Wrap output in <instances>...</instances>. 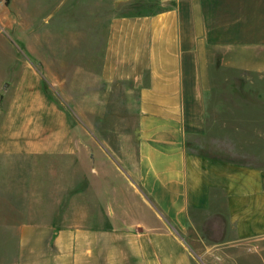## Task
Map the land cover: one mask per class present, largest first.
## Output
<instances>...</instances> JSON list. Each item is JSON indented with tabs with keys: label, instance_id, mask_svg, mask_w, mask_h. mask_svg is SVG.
<instances>
[{
	"label": "crops",
	"instance_id": "obj_1",
	"mask_svg": "<svg viewBox=\"0 0 264 264\" xmlns=\"http://www.w3.org/2000/svg\"><path fill=\"white\" fill-rule=\"evenodd\" d=\"M89 3L81 26L102 50L97 97L134 99L123 112L135 119L136 174L117 171L114 155L92 159L39 70L15 60L0 83V264H193L184 235L218 185L242 195L236 224L250 240L264 171L243 166L248 184L229 190L214 169L264 162V88L249 85L264 80V0L71 1ZM6 23H16L8 11Z\"/></svg>",
	"mask_w": 264,
	"mask_h": 264
},
{
	"label": "rangeland",
	"instance_id": "obj_2",
	"mask_svg": "<svg viewBox=\"0 0 264 264\" xmlns=\"http://www.w3.org/2000/svg\"><path fill=\"white\" fill-rule=\"evenodd\" d=\"M71 1L14 0L7 5L6 1L0 0V83L6 78H14L19 68L15 60L31 62L40 72L46 93L60 108L64 107L66 120L73 124L74 139H89L87 147L92 159L94 149L104 155H114L117 171L133 178L137 148L134 131L129 128L134 127L135 119L133 113L123 112V102H127L129 109L133 107L134 99L129 92L127 98H121L122 104L97 97L95 79L100 70L102 50L97 43L85 44L86 39L83 43L81 25L84 20L80 14L81 11H91L90 3L89 7L84 5L81 9L80 6L73 7ZM69 8L75 15L66 22L60 16ZM6 10L16 22L13 26H7ZM49 10L58 16L57 21H42V16ZM101 33L98 37L97 34L91 36L98 41ZM249 85L251 88H264V80ZM98 138L109 145L98 146ZM250 164L264 171V162L217 163L214 170L223 175L226 173L232 186L228 189L235 190L241 184H248L242 178L241 170ZM202 166L206 167V164L197 165L199 168ZM229 168L232 177L228 175ZM107 170L106 176L109 174ZM112 179L107 181L112 183ZM253 186H256V181ZM212 191L213 207L209 211L193 213L194 224L184 235L191 249L193 264H264V227L257 226L264 222V204L251 213L255 223L253 237L241 242L240 227L236 223L241 217L242 195L234 193L231 200L226 189L219 185ZM257 218L259 221H255ZM256 234L262 238L258 239Z\"/></svg>",
	"mask_w": 264,
	"mask_h": 264
},
{
	"label": "water",
	"instance_id": "obj_3",
	"mask_svg": "<svg viewBox=\"0 0 264 264\" xmlns=\"http://www.w3.org/2000/svg\"><path fill=\"white\" fill-rule=\"evenodd\" d=\"M4 86L6 87L7 86V83H5Z\"/></svg>",
	"mask_w": 264,
	"mask_h": 264
}]
</instances>
